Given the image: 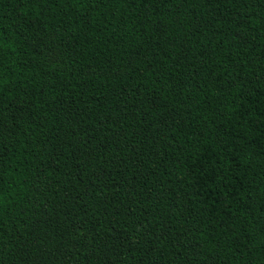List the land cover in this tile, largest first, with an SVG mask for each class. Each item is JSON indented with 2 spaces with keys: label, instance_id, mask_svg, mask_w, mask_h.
I'll return each instance as SVG.
<instances>
[{
  "label": "trees",
  "instance_id": "obj_1",
  "mask_svg": "<svg viewBox=\"0 0 264 264\" xmlns=\"http://www.w3.org/2000/svg\"><path fill=\"white\" fill-rule=\"evenodd\" d=\"M0 264H264V0H0Z\"/></svg>",
  "mask_w": 264,
  "mask_h": 264
},
{
  "label": "snow or ice",
  "instance_id": "obj_2",
  "mask_svg": "<svg viewBox=\"0 0 264 264\" xmlns=\"http://www.w3.org/2000/svg\"><path fill=\"white\" fill-rule=\"evenodd\" d=\"M55 251H56V252H58V251H59V249H56Z\"/></svg>",
  "mask_w": 264,
  "mask_h": 264
}]
</instances>
